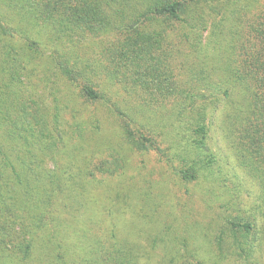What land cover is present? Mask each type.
I'll return each mask as SVG.
<instances>
[{
    "label": "trees",
    "instance_id": "trees-1",
    "mask_svg": "<svg viewBox=\"0 0 264 264\" xmlns=\"http://www.w3.org/2000/svg\"><path fill=\"white\" fill-rule=\"evenodd\" d=\"M243 1L221 65L217 41L192 55L172 37L176 24L202 36L195 0H0V264H264V0ZM206 53L210 80L195 78ZM209 88L236 102L228 174L258 211L201 232L142 172L154 153L199 179L219 102ZM127 218L154 223L142 226L147 246L121 239ZM176 219L186 235L164 242ZM189 233L201 238L194 252Z\"/></svg>",
    "mask_w": 264,
    "mask_h": 264
},
{
    "label": "rangeland",
    "instance_id": "rangeland-1",
    "mask_svg": "<svg viewBox=\"0 0 264 264\" xmlns=\"http://www.w3.org/2000/svg\"><path fill=\"white\" fill-rule=\"evenodd\" d=\"M195 1V5L197 6L196 14L199 17L198 23L204 22L203 25L200 26V28L203 29L202 36L199 37L198 29H191L186 25L176 24L177 26L173 29L175 32H172V37L176 40L177 47L188 52H190L189 50L199 48L198 40L201 42L200 45L202 46L208 41H217L214 44L213 50V56L217 54V58L213 57V63H215V61L217 63L218 59L222 65V57L227 50V40L226 37L224 39L223 36L227 34L230 22L232 20L234 21L242 14L244 15V1ZM194 32L198 33L194 34ZM193 37H196V40L193 41ZM190 53L193 55L192 52ZM207 56L208 58L202 54L200 55V65L198 66L199 73H193V75H196L195 78L205 75L209 79L210 76L208 75V72L211 61H209L210 57L208 54ZM224 75L225 72H221L220 77L217 75L215 83L218 84L219 81L223 79ZM203 82L204 81H202L201 84ZM216 84H213V86L217 87ZM204 89L205 87H203V90ZM208 91H212L216 95L213 103L218 100L219 102L214 107V109H216L215 112L212 111V109H209L208 111L207 121L209 124L212 123L211 138L209 141L210 143H208L209 149L201 150L195 157L197 160H201L199 163V179L189 182L182 181L174 174L173 169L169 168L164 161L160 160L161 158L154 153H151V155L145 160L146 168L142 172V178L150 188L154 190H162L163 201L165 204L171 206L176 218L178 217L181 221H187L189 225L193 224L201 232H204V228L210 226L213 218H218V216H222L229 211L237 210V212H235L243 216L258 211V206H252V199L249 197L252 192L250 191L249 194L248 190L244 188V185H242L240 181L228 174V166L233 165L234 163L236 165L239 164V155L234 147L236 129L232 126L236 102L230 104V102H227V100H224L221 97L222 95L219 96L217 91L213 88H209ZM232 98L236 100V95H232ZM211 154H214L215 156L217 155L219 159L218 164L214 163L207 167H203V164L207 162L208 156ZM162 158H165V156L162 155ZM137 160H139L138 156L135 158V162H137ZM224 175L229 178L228 183L224 180ZM230 178L233 181L230 180ZM235 182L237 184H235ZM251 186L252 189H254L253 185ZM241 200H244V202L246 201L247 204L242 203ZM174 224H177V219L170 223L171 227L167 232V235L164 237V242L168 239L171 240L174 237L179 240L182 236L186 235V232H184L182 227ZM142 226H144L145 229L147 228L150 230L154 227V223L146 221L145 219L135 221L127 218L125 223H121L118 234L122 237L121 239L128 238L138 240L142 246H147L146 236L148 230H143ZM185 242H188V247L183 246V248L187 247L192 250V252H194L193 249L198 250V248H201V238L198 233L195 235L189 233V237ZM176 244L177 243H172L169 244V246H175L176 248ZM159 251L162 253V250L159 249ZM181 251L184 252L182 248ZM200 253L202 252H197L195 255L198 256Z\"/></svg>",
    "mask_w": 264,
    "mask_h": 264
}]
</instances>
